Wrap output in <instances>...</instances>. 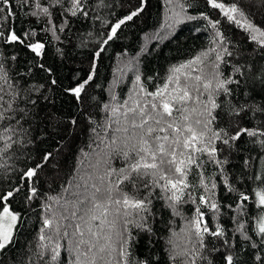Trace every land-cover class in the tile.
I'll return each instance as SVG.
<instances>
[{
  "label": "snow or ice",
  "instance_id": "obj_1",
  "mask_svg": "<svg viewBox=\"0 0 264 264\" xmlns=\"http://www.w3.org/2000/svg\"><path fill=\"white\" fill-rule=\"evenodd\" d=\"M148 3L104 16L109 0H0V264H264V18L242 0H166L171 34L157 38L179 43L173 29L190 23L209 46L97 98L103 54ZM77 48L86 72L69 66ZM80 132L91 151L53 194L65 145H40ZM33 212L36 243L18 261ZM165 213L185 223L161 246Z\"/></svg>",
  "mask_w": 264,
  "mask_h": 264
},
{
  "label": "trees",
  "instance_id": "obj_2",
  "mask_svg": "<svg viewBox=\"0 0 264 264\" xmlns=\"http://www.w3.org/2000/svg\"><path fill=\"white\" fill-rule=\"evenodd\" d=\"M111 7L101 11V15L107 16L109 13L114 15H123L130 6H134L137 0H109ZM187 3L188 0H185ZM246 10H250L257 20L264 18V6H260L259 0H242ZM202 7V5H199ZM172 5L166 3V0H149L147 10L134 22L124 28L120 39L107 47V51L103 54V59L98 64V77L93 95L97 98H107L109 90L124 96L128 94L135 79L137 69L144 75L164 76L169 67L173 64L186 61L195 57L201 50L207 48L210 42V32H197L191 28V24L179 25L174 31L180 32V41H169L168 39H158L157 34L161 37L170 35L171 32L166 29L167 13L172 9ZM192 12V9H188ZM171 16V11H170ZM97 27L100 22L97 21ZM230 28V35H234L235 40L241 41L245 37V33L236 29L234 26L225 25ZM252 44H248L251 48ZM88 49L77 48L73 50L72 59L69 62L70 67L80 68L84 72L88 68ZM67 69H61V74H66ZM159 82V81H157ZM70 103V102H69ZM75 111V108L72 109ZM83 127V126H82ZM61 143L65 146L61 155L58 157L59 168H53L51 165L47 171L48 185L53 189V194L62 191L61 186L66 182L74 180L81 172L80 161L82 159L81 150L90 152L88 147L90 141L86 132H80L78 135L72 136L70 140L62 141L59 138L49 139L46 143L41 144V149L53 151L57 144ZM35 154V150H33ZM87 161H85V165ZM23 166L22 164L20 165ZM256 167L261 165L256 162ZM48 185H45L47 187ZM185 209L187 205L184 206ZM39 211V209H37ZM171 220L169 225L167 221ZM184 220L180 216H170L165 213L162 222L155 225L162 232L161 246L164 244L163 237H167L169 228L176 233H180V229L184 227ZM40 220L35 212L30 213L27 225L24 231L17 237V247L19 252L16 259L18 261L25 260V253H30L32 246L36 243L34 239L39 231ZM182 236V234H181ZM179 242V239L177 240ZM160 254L159 252L157 253ZM166 259V257H165ZM9 264H12L9 259Z\"/></svg>",
  "mask_w": 264,
  "mask_h": 264
},
{
  "label": "rangeland",
  "instance_id": "obj_3",
  "mask_svg": "<svg viewBox=\"0 0 264 264\" xmlns=\"http://www.w3.org/2000/svg\"><path fill=\"white\" fill-rule=\"evenodd\" d=\"M168 11V13H167V21H169V17H170V11L169 10H167ZM171 15H172V12H171ZM170 22V21H169ZM164 26H166V23H165V25Z\"/></svg>",
  "mask_w": 264,
  "mask_h": 264
}]
</instances>
